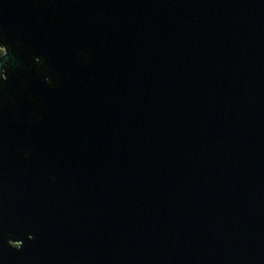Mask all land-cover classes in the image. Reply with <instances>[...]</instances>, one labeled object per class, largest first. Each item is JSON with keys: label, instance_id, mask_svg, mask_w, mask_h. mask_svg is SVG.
<instances>
[{"label": "water", "instance_id": "1", "mask_svg": "<svg viewBox=\"0 0 264 264\" xmlns=\"http://www.w3.org/2000/svg\"><path fill=\"white\" fill-rule=\"evenodd\" d=\"M0 47V264H264V0H0Z\"/></svg>", "mask_w": 264, "mask_h": 264}, {"label": "rangeland", "instance_id": "2", "mask_svg": "<svg viewBox=\"0 0 264 264\" xmlns=\"http://www.w3.org/2000/svg\"><path fill=\"white\" fill-rule=\"evenodd\" d=\"M2 53L5 54V50H4V48L1 47V48H0V54H2ZM3 54H2V55H3ZM13 245H15V244H13ZM16 245H17V244H16Z\"/></svg>", "mask_w": 264, "mask_h": 264}, {"label": "flooded vegetation", "instance_id": "3", "mask_svg": "<svg viewBox=\"0 0 264 264\" xmlns=\"http://www.w3.org/2000/svg\"><path fill=\"white\" fill-rule=\"evenodd\" d=\"M1 48V47H0ZM3 54V53H2ZM2 54H0V57L2 56ZM2 72V74H1V77L2 78H4L5 77V75H4V69H3V71H1ZM16 244V243H15Z\"/></svg>", "mask_w": 264, "mask_h": 264}, {"label": "bare ground", "instance_id": "4", "mask_svg": "<svg viewBox=\"0 0 264 264\" xmlns=\"http://www.w3.org/2000/svg\"><path fill=\"white\" fill-rule=\"evenodd\" d=\"M12 244H15V243H12ZM16 245V244H15Z\"/></svg>", "mask_w": 264, "mask_h": 264}]
</instances>
